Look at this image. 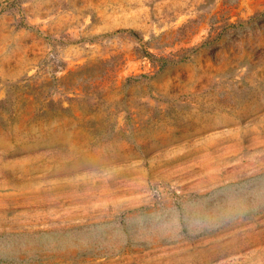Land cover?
<instances>
[{
  "label": "rangeland",
  "instance_id": "obj_1",
  "mask_svg": "<svg viewBox=\"0 0 264 264\" xmlns=\"http://www.w3.org/2000/svg\"><path fill=\"white\" fill-rule=\"evenodd\" d=\"M0 264H264V0H0Z\"/></svg>",
  "mask_w": 264,
  "mask_h": 264
}]
</instances>
